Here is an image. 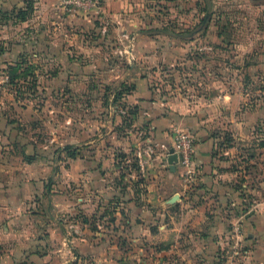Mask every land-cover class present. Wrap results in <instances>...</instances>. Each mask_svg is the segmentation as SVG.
<instances>
[{"label": "rangeland", "instance_id": "rangeland-1", "mask_svg": "<svg viewBox=\"0 0 264 264\" xmlns=\"http://www.w3.org/2000/svg\"><path fill=\"white\" fill-rule=\"evenodd\" d=\"M65 1L24 0L21 6L0 9V264H103L101 259L105 264H149L154 255L141 252L138 245L121 242V252L111 247L119 235L116 202L113 206L108 198L94 202V188L86 185L85 169L77 163L91 157L122 165L115 180L111 173L104 178L112 185L119 177L124 181L123 170L135 169L136 152L142 151L144 165L158 155L154 141H146L151 138L146 122L140 123V115L133 114L134 107L141 111L142 100L136 99V89L128 94L131 79L141 75L154 77L152 95L163 99L174 91L203 97L212 89L215 96H223L212 117L213 133L222 144L217 153H223L232 142L230 109L222 107L228 105L223 100L226 96L229 101L235 66L241 80L236 92L250 97L253 128L264 140V84L260 85L264 71L253 72L255 81L248 85L244 82L245 65L252 61L245 53L261 49L264 29L260 22L252 23L246 0H138L125 24L106 17L104 0H84L85 5ZM207 16L198 48L186 47L178 61L190 67L171 73L131 71L129 63L137 59L131 60L127 52L130 39H117L118 34L137 29L130 19H140V30L170 35L195 31ZM186 17L199 21L182 19ZM214 46L220 48L219 57L212 56ZM195 63L199 68H192ZM180 81L187 87H177ZM213 82L214 88H208ZM244 105L242 101L241 110ZM176 131L172 148L164 149L168 160L175 151ZM134 140L139 142L136 147L130 145ZM230 170L227 166L223 171ZM96 188L93 194L100 196ZM236 193L243 197L242 186ZM222 203L221 209L227 211V201ZM247 210L238 213L241 221ZM238 234L244 239L243 231ZM122 237L128 241L132 233L125 231ZM245 252L238 248L240 264L246 261ZM217 254L227 262V249Z\"/></svg>", "mask_w": 264, "mask_h": 264}, {"label": "crops", "instance_id": "crops-1", "mask_svg": "<svg viewBox=\"0 0 264 264\" xmlns=\"http://www.w3.org/2000/svg\"><path fill=\"white\" fill-rule=\"evenodd\" d=\"M22 1L24 0H0V9L5 6H21ZM104 1L103 13L106 17L111 16V19H116L122 24L129 21L126 16L132 13L133 4H140L138 0ZM246 2V7L252 14V23L260 22L264 29V0ZM186 18L182 19L194 22V17ZM207 19L208 16L203 18L201 27L195 31L190 33L177 31L176 34L170 35L140 30L142 23L140 19H130L137 29L134 33L118 34L117 39L121 41L126 37L130 39L131 45L127 52L131 60L137 59L129 63L132 72L156 73L163 69H168L170 73L181 69L184 71L183 67L190 65H181L178 61L185 56L186 47L190 50L192 46L195 50L198 48L199 41L204 36L203 27L209 21ZM194 20L198 22L199 18ZM213 20L216 23L220 17ZM163 40L168 41L164 43ZM181 40L185 41L178 45L176 42ZM219 51V46L212 47L213 58L220 56ZM245 56L252 60L245 65L244 82L248 85L255 81L253 72L264 71V41L261 49H249ZM257 56L260 58L256 59ZM192 68H199L198 63ZM232 71L234 78L229 84L232 91L229 99L227 98L228 102L224 96L223 104L227 103V107L226 105L222 107L223 110L230 109L229 128L232 142L223 153H217L222 144H219L220 139L213 133L212 123L214 105L221 108L223 96L219 94L215 96L212 89L203 97L174 91L170 97L163 99L152 95L150 85L154 77L151 74L131 79V84L136 86V99L142 100L140 123L146 122L145 126H148L150 131L148 137L152 138L146 141H154L156 148L158 147V155L149 164L144 165L142 151L136 152L135 165L139 173L133 168L123 170L124 181L119 177L121 180L112 185H107L104 178L111 173L115 180L120 176L122 165L114 163L113 160L100 161L91 157L77 163L85 169L86 185L91 189H95L96 184L99 185L96 192L100 196H95L94 189L92 190L94 202L96 200L103 202L104 198H108L107 203L111 206L116 202V208H113L117 217L115 227L118 228L119 235L112 241V248L119 251L121 242L122 245L126 243L138 245L136 248L141 252L149 250L154 255L147 261L149 264H240L237 258L238 248L246 250L244 264H259L264 260V147L261 145L263 136L254 131L253 105L247 93L236 92L241 80L236 76L235 66ZM260 79L263 80L260 81V85L264 84V77ZM180 86L187 87L182 81L177 87ZM214 86L213 82L208 88ZM242 101L245 105L241 110ZM257 102V108L261 111L262 96ZM176 130L186 133L195 142L196 153L193 160L195 183L186 182L178 163L174 171L168 164L164 149L172 148L173 132ZM138 137L137 135L139 142L143 141V137ZM124 138L127 139L126 136ZM139 142L134 140L130 145L136 147ZM224 155L228 157L222 159ZM227 166L232 170L226 174L223 170ZM238 185L243 188V197L236 193ZM224 189H228V192H223ZM113 200L115 202H112ZM224 201H227V211L221 209ZM119 204L121 207H118ZM242 208L248 209L244 213V221L237 216ZM122 224L123 228L120 229ZM240 230L245 235L244 239L238 236ZM125 231L132 233L128 241L122 237ZM87 243L89 242L85 240V244ZM100 248H104V245L100 244ZM220 249H227V262H222L218 256L217 252ZM100 263L105 264L106 261L101 259ZM126 263L133 264L130 261Z\"/></svg>", "mask_w": 264, "mask_h": 264}, {"label": "built area", "instance_id": "built-area-1", "mask_svg": "<svg viewBox=\"0 0 264 264\" xmlns=\"http://www.w3.org/2000/svg\"><path fill=\"white\" fill-rule=\"evenodd\" d=\"M69 5H85L84 0H66ZM91 3L87 4V6ZM93 5V4H92ZM175 153L178 157V165L183 171L186 182H193L195 175L193 160L196 153V145L192 137L180 130L175 135Z\"/></svg>", "mask_w": 264, "mask_h": 264}, {"label": "trees", "instance_id": "trees-1", "mask_svg": "<svg viewBox=\"0 0 264 264\" xmlns=\"http://www.w3.org/2000/svg\"><path fill=\"white\" fill-rule=\"evenodd\" d=\"M130 88H131V90L128 91V94H130V93L132 94L135 91L136 86L133 84ZM133 110H134V112H133L134 115L139 114V112H140L138 107H134ZM261 145L264 147V140L261 141ZM69 148L70 147H66V149H69ZM69 156L71 158H75V157H77V154H73V153L71 154L70 153ZM132 167H135L136 171L139 172V170L136 168V165H134V166L132 165ZM139 183H141V181Z\"/></svg>", "mask_w": 264, "mask_h": 264}, {"label": "water", "instance_id": "water-1", "mask_svg": "<svg viewBox=\"0 0 264 264\" xmlns=\"http://www.w3.org/2000/svg\"><path fill=\"white\" fill-rule=\"evenodd\" d=\"M170 153H171V155L169 157L168 163L171 166V170L174 171L175 165H176V163H178V157H177V155L173 149L170 151ZM120 264H129V263L124 262V263H120Z\"/></svg>", "mask_w": 264, "mask_h": 264}]
</instances>
